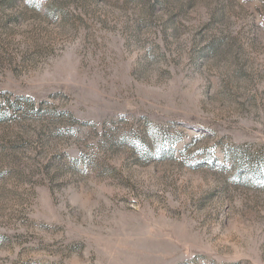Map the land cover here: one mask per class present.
<instances>
[{
	"label": "rangeland",
	"instance_id": "374dc122",
	"mask_svg": "<svg viewBox=\"0 0 264 264\" xmlns=\"http://www.w3.org/2000/svg\"><path fill=\"white\" fill-rule=\"evenodd\" d=\"M0 264H264V0H0Z\"/></svg>",
	"mask_w": 264,
	"mask_h": 264
}]
</instances>
